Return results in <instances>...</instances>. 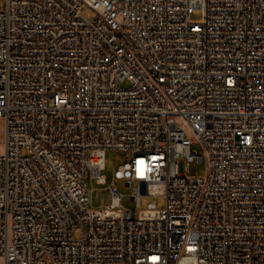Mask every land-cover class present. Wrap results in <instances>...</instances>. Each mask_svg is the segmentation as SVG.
I'll return each instance as SVG.
<instances>
[{
    "label": "built area",
    "instance_id": "built-area-1",
    "mask_svg": "<svg viewBox=\"0 0 264 264\" xmlns=\"http://www.w3.org/2000/svg\"><path fill=\"white\" fill-rule=\"evenodd\" d=\"M0 119V264H264V0H5Z\"/></svg>",
    "mask_w": 264,
    "mask_h": 264
},
{
    "label": "rangeland",
    "instance_id": "rangeland-1",
    "mask_svg": "<svg viewBox=\"0 0 264 264\" xmlns=\"http://www.w3.org/2000/svg\"><path fill=\"white\" fill-rule=\"evenodd\" d=\"M5 5V0H0V10L3 9ZM82 15L88 20H94L96 18V14L89 8L84 7L82 9ZM192 20L194 22L201 23L203 21V13L202 11L196 12L192 16ZM121 88L130 87V83L125 81L119 85ZM4 123L0 119V154H3L5 151L4 146ZM193 150L197 152V154H201L202 150L199 145H194ZM126 154L124 152H117L113 150H108L106 152V167L104 170V175L107 179V186L100 185L97 183L95 179H89V188L91 190V209H103L109 206L112 203V194L109 192V187H116L118 193L122 197L121 205L130 210H137L140 213L147 212L148 205L152 203L154 200L157 201L158 209L165 208V200L161 197H150L143 196L141 198V204L138 207L137 202L131 199V195L133 193L134 188L136 187V183L133 186L128 187L125 180H117L115 179V172L125 162ZM207 173V165L206 164H198L197 162L190 163L189 166V174L193 176H204ZM152 215V214H148Z\"/></svg>",
    "mask_w": 264,
    "mask_h": 264
},
{
    "label": "snow or ice",
    "instance_id": "snow-or-ice-1",
    "mask_svg": "<svg viewBox=\"0 0 264 264\" xmlns=\"http://www.w3.org/2000/svg\"><path fill=\"white\" fill-rule=\"evenodd\" d=\"M139 163H140V164H143V161H140Z\"/></svg>",
    "mask_w": 264,
    "mask_h": 264
}]
</instances>
